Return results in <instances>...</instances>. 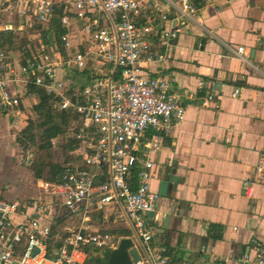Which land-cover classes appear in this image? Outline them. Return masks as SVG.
<instances>
[{
    "label": "built area",
    "instance_id": "obj_1",
    "mask_svg": "<svg viewBox=\"0 0 264 264\" xmlns=\"http://www.w3.org/2000/svg\"><path fill=\"white\" fill-rule=\"evenodd\" d=\"M147 5V0L0 2V20L5 22L30 17L46 25L55 7L72 15L61 20L68 33L50 52L41 55L37 48L17 66L0 53V108L11 119L10 130L15 136L22 133V101L38 102L35 96L23 98L29 85L51 99L54 113L70 112L79 119L73 134L78 145L72 153L77 164L66 170L60 183L38 182L37 194L23 199L6 200L0 190V264H85L89 250L116 248L119 241L113 234H101L103 229L128 234L139 257L137 264H170L165 257H155L151 248L155 232L150 218L162 219L158 196L150 189L155 176L153 155L160 138L185 122L189 103L203 109L218 107L210 94L168 93L164 78L143 76L148 65L168 64L166 50L154 53L153 43L167 49L181 30L166 15L136 26L137 14ZM181 9L194 13L186 0ZM13 31L11 23L0 26V32ZM84 71L90 76L83 87L69 86L70 77L68 84L58 80L61 72L81 75ZM260 73L264 77V68ZM203 85L198 82L197 87ZM147 133L151 136L145 140ZM254 170L264 173V159L256 161ZM241 190L244 197H250L249 178L242 181ZM95 213L112 218V224L89 226L90 215ZM65 216L79 217L78 226L48 255L50 228ZM239 260L241 264H264V239Z\"/></svg>",
    "mask_w": 264,
    "mask_h": 264
},
{
    "label": "crops",
    "instance_id": "obj_2",
    "mask_svg": "<svg viewBox=\"0 0 264 264\" xmlns=\"http://www.w3.org/2000/svg\"><path fill=\"white\" fill-rule=\"evenodd\" d=\"M147 1L135 23L166 15L181 30L167 49L153 43L154 53L166 50L168 64L148 65L143 76L164 78L168 93L210 94L218 107L189 103L185 122L160 138L150 189L162 219L150 218L152 253L170 264H241L239 258L264 239V173L254 170L264 159V0H198L197 7L186 0L190 15L181 11L183 0ZM7 22L20 38L33 39V19ZM5 56L10 65L20 63L18 52ZM10 125L0 108V159L19 151ZM245 178L252 183L249 198L241 190Z\"/></svg>",
    "mask_w": 264,
    "mask_h": 264
},
{
    "label": "trees",
    "instance_id": "obj_3",
    "mask_svg": "<svg viewBox=\"0 0 264 264\" xmlns=\"http://www.w3.org/2000/svg\"><path fill=\"white\" fill-rule=\"evenodd\" d=\"M197 2L198 0H195L192 5L197 7ZM66 17L71 18L72 15L64 8L55 7L52 17L46 25L34 23L31 30L34 35L33 39L20 38V32L17 30L11 33L1 32L0 53L6 55L11 52H18L20 62H23L34 51V46H37V51L41 55L50 52L55 47L60 46L61 38L68 33L61 25V20ZM135 24L138 27L142 26ZM18 39H20V44L15 48L14 42ZM89 76L90 74L87 71L82 72L81 75H74V77L84 78L85 80ZM69 81H72L71 78H69ZM32 96H35L38 100L37 103L32 104L30 109L35 116V120L27 123L22 133L16 137L15 143L24 156L23 165L35 181L58 184L65 176L66 170L77 164V160L72 156V153L78 145L73 134L79 128V119L70 112L54 113L51 99L45 96L41 89L29 85L25 88L23 98L30 99ZM48 139H55L58 142L60 159L56 163L53 160L52 151L46 149L45 142ZM134 182L135 178L132 175L131 183L134 184ZM67 218L68 216H65L62 220L53 222L50 228L51 242L48 255L51 253V248H58L61 241L68 236L67 232L62 231L64 229L63 223ZM111 222L112 219L110 220L109 217H105L101 213H95L90 215L88 225L99 226ZM105 233L113 234L116 242L121 239H129L128 234L120 229H115L113 232L108 230L101 232V234Z\"/></svg>",
    "mask_w": 264,
    "mask_h": 264
},
{
    "label": "rangeland",
    "instance_id": "obj_4",
    "mask_svg": "<svg viewBox=\"0 0 264 264\" xmlns=\"http://www.w3.org/2000/svg\"><path fill=\"white\" fill-rule=\"evenodd\" d=\"M38 24L37 22H35ZM71 78V87H83L87 80L80 77H74L70 72H61L58 75V80L63 81L68 84V78ZM31 106L29 100L24 99L22 101L23 108V119L22 127L24 128L29 121H34L35 116L31 112ZM46 149L51 150L53 153V160L56 163L60 159V148L58 147V142L55 139H48L46 142ZM16 156L4 157L0 159V173L3 175V179H0V189L3 191V198L6 200H13L15 198H29L37 194L36 182L31 174L26 170L23 165L24 156L20 149L18 148ZM11 159V160H10ZM10 169V170H9ZM9 171V172H8ZM6 188V189H5ZM35 197V196H34ZM104 216V215H103ZM80 221L79 217H68L63 223L64 229L62 231L69 233L71 230L77 228Z\"/></svg>",
    "mask_w": 264,
    "mask_h": 264
},
{
    "label": "water",
    "instance_id": "obj_5",
    "mask_svg": "<svg viewBox=\"0 0 264 264\" xmlns=\"http://www.w3.org/2000/svg\"><path fill=\"white\" fill-rule=\"evenodd\" d=\"M27 19H31L28 17ZM50 204L51 199H46ZM36 252L33 254L35 255ZM139 257L130 239L119 240L116 248L91 249L88 251L85 264H137Z\"/></svg>",
    "mask_w": 264,
    "mask_h": 264
}]
</instances>
